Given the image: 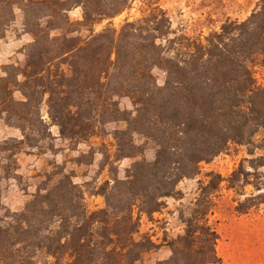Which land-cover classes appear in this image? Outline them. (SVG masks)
Wrapping results in <instances>:
<instances>
[{
    "label": "trees",
    "instance_id": "1",
    "mask_svg": "<svg viewBox=\"0 0 264 264\" xmlns=\"http://www.w3.org/2000/svg\"><path fill=\"white\" fill-rule=\"evenodd\" d=\"M133 0H0V28L21 11L25 33L22 68L7 65L0 78V113L15 119L23 139L41 132L45 124L39 106L47 94L48 117L62 137L84 140L109 122H124L114 131L120 158L141 149L138 134L155 146L151 162L140 160L125 177L101 188L105 208L87 213L70 175L51 188L47 182L0 227V264H35L37 251L54 264H136L155 246L145 237L136 240L139 213L151 215L174 195L182 179L194 178L201 163L210 162L231 144L246 147L249 155L264 152V0L243 20L227 19L203 41L171 31L159 6L150 7L118 30L95 33L94 24L128 9ZM81 8L82 18L71 22L67 12ZM88 28L85 39L72 36ZM60 31L52 36L51 32ZM2 34H0V37ZM65 65L68 74L61 69ZM55 70L51 73L50 67ZM155 71L162 75L159 82ZM18 77L20 79H18ZM19 92L23 100H15ZM127 98L131 110H121ZM26 129L29 133H26ZM241 164L229 179L231 189L246 186L253 192L237 201L234 210L248 213L264 204V153ZM198 181L183 233L168 244L170 256L153 264H218V234L209 221L221 177L208 173ZM55 224V225H54Z\"/></svg>",
    "mask_w": 264,
    "mask_h": 264
},
{
    "label": "rangeland",
    "instance_id": "2",
    "mask_svg": "<svg viewBox=\"0 0 264 264\" xmlns=\"http://www.w3.org/2000/svg\"><path fill=\"white\" fill-rule=\"evenodd\" d=\"M259 0H133L131 6L121 13L94 24L92 30L97 33L110 27L118 30L126 21L140 19L148 9L159 6L170 20L171 31L189 37L203 39L211 32L218 31L227 19L243 20ZM71 22L82 18L81 8L72 7L67 12ZM88 28L81 27L72 36L85 39ZM0 78L5 77V67L14 65L22 68L25 64V48L32 42V36L25 33L23 17L19 9L13 8L12 20L0 28ZM60 31L51 32L52 36ZM61 69L68 74L65 65ZM55 70L50 67V72ZM158 81H162L159 71L154 72ZM259 85H263V75L255 69ZM18 79H20L18 77ZM17 101L23 100L19 92L13 93ZM47 94L39 106V114L45 124L44 134L30 132L32 138L25 142L22 132L12 119L6 121L5 113H0V227H5L12 213L20 212L39 187H44L47 179L51 188L62 175H70L77 185L81 202L87 213L105 208L101 188L106 183L125 177L126 170L137 161L151 162L155 157L154 144L138 134H132L135 145L141 149L132 157L120 158L117 153V140L114 131L126 128L124 122H109L100 131L84 140H70L59 134V129L48 117ZM121 110H131L127 98L118 100ZM256 151L247 153L246 147L231 144L229 148L215 156L208 163H201L199 173L191 179H182L176 186V192L164 198L163 207L151 215L139 213L135 208L133 217L138 218L136 240L142 237L153 243L155 248L142 255L136 264H153L170 256L169 242L183 233V218L187 217L198 194V181L207 182L208 173L221 177L219 189L214 193L216 207L209 221L218 234L216 252L220 258L218 264H264V204L248 213L240 214L234 210L237 201L253 192L251 186L243 188L245 195L237 192L242 188L231 189L228 185L230 175L242 164L249 169L247 160L263 154ZM260 172L264 168L259 169ZM55 225V224H54ZM35 264H54V259L37 251L33 256ZM68 257L58 264H66Z\"/></svg>",
    "mask_w": 264,
    "mask_h": 264
}]
</instances>
